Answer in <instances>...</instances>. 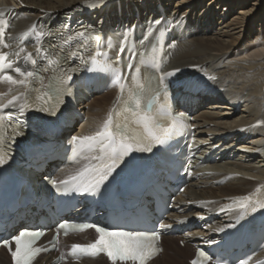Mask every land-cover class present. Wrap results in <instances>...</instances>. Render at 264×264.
<instances>
[{"label":"bare ground","instance_id":"bare-ground-1","mask_svg":"<svg viewBox=\"0 0 264 264\" xmlns=\"http://www.w3.org/2000/svg\"><path fill=\"white\" fill-rule=\"evenodd\" d=\"M250 1L104 0L97 7H89L85 0H0V16L7 14L13 18L8 31L11 41L34 27L48 28L52 38L47 39V46L55 42L54 38L65 35V29L74 27L75 30L76 24L85 26L86 22L92 28L91 38L95 34L106 33L112 27H135L140 31L145 25L156 21H160L161 27L172 23L170 43L177 45L169 52V69L178 71L180 76L201 72L208 74L211 77L210 88L217 94L197 95V112L204 105L208 106L200 110L195 121L199 140L208 143L205 150L209 153L215 148L219 155L226 152L224 159L210 163V174L203 176V181L190 183L184 196L178 199V203L186 201L190 205L198 202L195 204L198 209L196 214H208L206 210L214 209L225 200L247 195L256 187L264 185V56L258 53L256 57L259 58L243 62L233 61L235 57H232L240 56L241 45L244 48L264 46V29L256 33L252 31L258 22L264 24V3L262 0ZM200 5H203V13L197 11ZM232 9L237 10L233 15V24L225 23L215 16L221 10L223 16ZM216 23L219 25L214 30ZM14 85L7 80L0 84V94L7 96L0 100L1 103L14 96L19 97L18 103L22 100L24 90L13 89ZM114 94H95L92 101L82 105V111L88 114V121L82 124V136L99 130L112 111ZM220 108L229 111H216ZM238 114L241 116L233 119ZM223 116L225 119L221 118ZM141 135L150 137L144 130ZM247 141L249 147L246 145L235 149L236 144L245 145ZM84 167L83 163L73 168V171ZM221 179L227 180L215 187V183ZM204 200L213 203L205 204L202 202ZM183 210L186 211L187 207H183ZM193 214L190 211L180 213V216ZM175 215L176 212L170 216ZM168 222L173 220L169 219ZM214 222L199 233L209 237L213 231L224 227L222 220ZM190 236L186 235L188 240ZM174 240L165 238L164 264H185L181 258L186 257L189 261L192 246L187 244L182 250L175 247ZM0 264H10L3 253H0ZM89 264L108 263L99 258L89 261Z\"/></svg>","mask_w":264,"mask_h":264},{"label":"snow or ice","instance_id":"snow-or-ice-1","mask_svg":"<svg viewBox=\"0 0 264 264\" xmlns=\"http://www.w3.org/2000/svg\"><path fill=\"white\" fill-rule=\"evenodd\" d=\"M104 0H85V3L89 7H97L99 4H102ZM8 27L6 21H0V43H3V37L5 35V31ZM80 36H83V33H79ZM98 39V38H97ZM7 47V45H4ZM20 51H24V49H20ZM17 60L20 59L19 52L13 54ZM102 55H107V53H103ZM25 60L35 64L36 61L32 59V54L29 53L25 57ZM49 64H54L56 61L51 59L48 60ZM94 64L98 65L99 70L101 71H117L113 68L111 64L97 62L93 60ZM128 69L134 70L139 74L140 69L136 68L134 65L129 64ZM156 68H159V64H155ZM4 69H13V60L9 58L8 53H0V70ZM14 71L16 73H20L25 77H32L34 75L33 72H23L21 68L15 67ZM174 75L173 73H166L164 77L160 79L163 80L166 76ZM3 78L13 84H24L25 80H15L11 75H4ZM211 78V77H210ZM68 80H71V76H67ZM124 78L117 71L115 76L114 83L117 84L120 88L121 94L125 91V82H122ZM135 81L136 78H133ZM166 88V85H163ZM144 85L135 83L134 89H129L128 95L129 100L134 103L135 107L128 108L127 111L132 113L133 116H140L144 121L145 127H148L152 121L153 117H151L147 112H144L141 109L142 103V92ZM42 98V97H40ZM19 99V97H13L9 103ZM0 107H3L0 105ZM151 107V102H149V108ZM47 110V109H45ZM114 111H116L114 109ZM170 125L169 128L162 129L161 134L155 136V141L159 144H163L166 142L172 127ZM113 114L110 113L108 119L104 122L102 129L95 133L93 136H85V137H74V140L78 144H83L84 142H88V146L92 147L93 144L99 143L102 148L108 150V158L112 161L111 164H105L100 169H92L91 171L95 172L97 175V179L94 183H90L87 187L84 188V191H96L99 188L100 184L108 179L109 175L116 167V162L119 161L123 156L128 155L134 149L135 146H139L143 141L139 137L132 136L130 137L123 131L119 133L113 132ZM20 134V133H17ZM141 151H151L150 147L146 148H138ZM6 154L0 151V164L5 163ZM85 171H88L86 169ZM75 179V178H73ZM55 183V182H53ZM63 183H67L64 181ZM240 199V207L247 209L250 203L251 198L248 196L238 198ZM252 210H256V206L251 205ZM264 207V205H261ZM96 231L99 233L98 239H96L92 244L89 245H73V255L77 253V250L90 252L91 254H97L100 252H104L107 256L113 261L115 264L116 261L121 262H139V264H146V261L154 255L158 249L154 247V242L159 239L158 234L152 233H143V232H127L122 230H110L105 227H96ZM42 235L39 231H28L24 230L19 232L18 235H13L11 240L15 241L16 249L12 253L16 264H31L32 259L35 255L43 251V249H38L34 247L35 241ZM3 243L10 244V240H4ZM200 257H204V253H199ZM192 264H199V260H194Z\"/></svg>","mask_w":264,"mask_h":264},{"label":"rangeland","instance_id":"rangeland-1","mask_svg":"<svg viewBox=\"0 0 264 264\" xmlns=\"http://www.w3.org/2000/svg\"><path fill=\"white\" fill-rule=\"evenodd\" d=\"M252 1H254V0H251L250 2H252ZM263 1V3H264V0H262ZM207 3H209V1H207ZM235 5V4H234ZM233 6V5H232ZM203 5H200L199 7H198V9H197V11H198V13H203ZM237 10H234V9H232L231 10V12H227L226 14H224L223 16H221L222 15V13H223V10H221L220 12H219V14H218V12L215 14V16H216V18H219L220 20H223L225 23H228V24H230V23H234L233 21V19H234V17L235 16H233L234 14H236L237 12H236ZM171 15V13H169V16ZM233 16V17H232ZM218 20V19H217ZM233 20V21H232ZM218 25H219V23H216L215 25H214V30H216V28H218ZM262 29H264V24H260L259 22L256 24V26H255V29L254 30H252L253 32H255L256 33V31H260V30H262ZM248 30H250V28L248 29ZM248 30H247V32H248ZM251 31V33H253ZM254 35V34H253ZM244 47H242V45L240 46V49H241V51H242V53L240 54V56L239 55H235V56H232V57H235L234 58V60L233 61H239V62H243V61H245V60H250V59H254V58H259V57H256V55L259 53V54H262L263 56H264V46H257L256 47V45L255 46H248V47H246V48H244ZM239 49V50H240ZM240 51V52H241ZM251 51V52H250ZM254 52L256 53V54H254ZM243 54V55H242ZM247 55V56H246ZM250 55V56H249ZM240 57V58H239ZM241 57H243L242 58V60H241ZM245 57V58H244ZM208 106V104L207 105H204L203 107H201V108H199V111L197 112L198 114H200L201 113V109H203V108H205V107H207ZM241 106H245V105H241ZM216 111H218V112H226V111H229V110H227V109H217ZM242 110H240L239 111V113L241 112ZM197 114V115H198ZM241 116V114H238L236 117H234L233 116V119H235V118H239ZM221 118H224L225 119V116H223V117H221ZM222 120V119H221ZM229 121H231V120H229ZM77 128V127H76ZM245 145H243V143H242V145H240V143L239 144H236L237 146H235V149H238V147L239 146H246L247 145V147H249V145L250 144H248V141L247 142H245L244 143ZM258 161V160H257ZM175 241V247L176 248H179V249H182L181 247H178L177 246V244H176V242H178V241H176V239L174 240ZM183 250V249H182ZM190 257H191V254H190ZM182 259V261H183V263H185V264H188V259L185 257V258H181ZM156 263H158V262H156ZM87 264H89V262L87 263Z\"/></svg>","mask_w":264,"mask_h":264}]
</instances>
